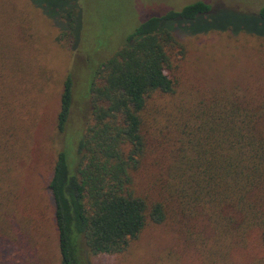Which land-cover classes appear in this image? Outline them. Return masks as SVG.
Listing matches in <instances>:
<instances>
[{
  "label": "trees",
  "instance_id": "1",
  "mask_svg": "<svg viewBox=\"0 0 264 264\" xmlns=\"http://www.w3.org/2000/svg\"><path fill=\"white\" fill-rule=\"evenodd\" d=\"M30 1L47 17L63 19L61 37L72 54L77 51L85 39L82 8L75 1L51 8ZM214 11L206 1L195 0L136 22L119 39L120 46L88 67L83 85L90 115L83 130L72 133L67 128L75 82L69 65L56 115L61 148L47 183L60 264H92V256L125 251L146 222L165 221L168 197L183 215L206 216L220 232L257 226L264 245V98L255 103L230 91L179 108L174 113L179 118L170 120L176 137L159 182L162 199L149 202L133 189L132 173L157 130L149 101L174 91L166 72L174 49H182L175 31L228 30L264 37V29L214 25ZM257 17L264 25V6ZM16 127L7 118L0 91V216L14 162L9 136Z\"/></svg>",
  "mask_w": 264,
  "mask_h": 264
},
{
  "label": "rangeland",
  "instance_id": "2",
  "mask_svg": "<svg viewBox=\"0 0 264 264\" xmlns=\"http://www.w3.org/2000/svg\"><path fill=\"white\" fill-rule=\"evenodd\" d=\"M72 1L82 8L85 38L73 54L61 37L63 19L47 17L30 0H0V91L7 118L17 124L9 136L14 162L0 216V264H60L47 183L61 148L56 115L69 65L75 82L67 128L72 133L83 130L90 115L83 85L88 67L120 46L119 39L136 22L195 0H38L43 8ZM204 1L215 8L214 25L264 29L256 21L264 0ZM175 35L182 49H174L166 72L174 91L150 99L148 109L157 117V130L132 173L135 193L149 202L162 199L159 182L171 163L176 137L170 120L179 118L174 116L179 108L230 91L255 103L264 98V37L228 30L195 33L185 28ZM165 205L164 222H146L125 251L92 256L91 263L264 264L259 227L220 232L206 216L183 215L169 197ZM234 218L240 220L238 215Z\"/></svg>",
  "mask_w": 264,
  "mask_h": 264
}]
</instances>
